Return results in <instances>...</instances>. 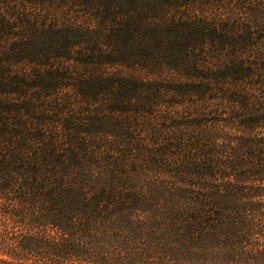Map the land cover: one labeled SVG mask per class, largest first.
<instances>
[{"label":"trees","instance_id":"trees-1","mask_svg":"<svg viewBox=\"0 0 264 264\" xmlns=\"http://www.w3.org/2000/svg\"><path fill=\"white\" fill-rule=\"evenodd\" d=\"M0 264H264V0H0Z\"/></svg>","mask_w":264,"mask_h":264}]
</instances>
